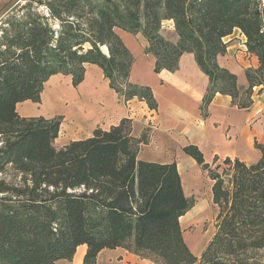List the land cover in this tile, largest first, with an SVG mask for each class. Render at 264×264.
<instances>
[{"label":"trees","instance_id":"1","mask_svg":"<svg viewBox=\"0 0 264 264\" xmlns=\"http://www.w3.org/2000/svg\"><path fill=\"white\" fill-rule=\"evenodd\" d=\"M24 1L0 25V264L71 261L81 245L83 264L116 248L154 264H264V144H256L258 162L226 158L222 174L196 146L183 148L213 182L218 210L215 233L197 258L180 224L195 199L184 196L175 163L137 159L148 136H132L130 119L58 148L60 117L16 111L19 103H40L53 75H70L76 87L86 64L97 65L125 101L136 97L156 109L149 87L129 83L133 57L116 29L142 35L155 73L175 71L182 54H193L209 80L203 108L221 94L247 109L253 89L264 92V0ZM166 21L175 42L161 34ZM235 29L258 60L245 69L246 87L217 62Z\"/></svg>","mask_w":264,"mask_h":264},{"label":"crops","instance_id":"2","mask_svg":"<svg viewBox=\"0 0 264 264\" xmlns=\"http://www.w3.org/2000/svg\"><path fill=\"white\" fill-rule=\"evenodd\" d=\"M166 23L174 34L172 22ZM115 32L133 57L129 83L149 87L156 109H150L145 101L136 97L125 101L110 88L97 65L86 64L83 80L76 87L72 85L70 75H53L44 83L40 103L25 101L17 105L16 111L20 117H60V130L54 141L58 148L70 141L91 137L97 128L109 130L122 119H130L132 136L140 138L143 133L148 136V142L141 145L137 159L159 164L175 163L184 196L197 200L180 218L183 222L196 206H200L198 197L204 194V180L207 178L212 182L207 172L202 171L183 148L196 146L204 162L210 166H216L226 158L247 165L258 162L261 152L256 144H264V92L258 93L259 87L254 88L252 104L247 109L236 107L230 96L221 94H216L203 108L209 80L197 66L193 54H182L175 71L155 73V57L144 53L147 43L142 35H132L120 29ZM176 40L175 35L174 42ZM245 41L241 32L235 29L225 38L226 53L217 58L220 67L236 75L240 87L248 84L245 69L258 67L257 58L247 54ZM200 207L199 212L202 211ZM205 219L202 214L196 222ZM85 253L86 246L81 245L71 261L60 260L56 264H83ZM95 264L154 263L116 248L100 251Z\"/></svg>","mask_w":264,"mask_h":264},{"label":"rangeland","instance_id":"3","mask_svg":"<svg viewBox=\"0 0 264 264\" xmlns=\"http://www.w3.org/2000/svg\"><path fill=\"white\" fill-rule=\"evenodd\" d=\"M19 2L24 3L25 1L24 0H0V25H1L2 20L4 21L6 14L8 13V9L11 8L12 6H15ZM40 10H42V12H46V10L43 8ZM161 34L167 40L174 42L175 35L170 30H168L166 22L163 23ZM222 162L223 161L219 162L218 164L221 166V168L218 170V172L221 174L223 173V169L227 168V166H224ZM211 168L214 169L215 166L213 165L211 166ZM5 177L7 180H11L12 172L7 171L5 174ZM223 177L225 179L227 178V176H223ZM206 179L204 180V185H203L204 194L202 193L201 198L198 197L200 200L199 204L200 206H202V211L199 212L201 207L196 206L193 212L191 213V215H189L185 219V221L183 220V222H180L181 228L183 230V235H186L188 233H194L196 231H198L199 233L201 232V235L203 238L200 242V245L196 249L194 248V250L191 251L197 258H199L201 252L204 250L208 242L212 239L215 233V230H216L215 218H216L218 210L215 206H213L211 202V184L213 182H209ZM200 193H201V190H200ZM207 200H208V203L206 204L205 201ZM195 201L197 200L195 199ZM202 214L203 216H205L206 219L203 222H196V220L200 218ZM192 247L193 245L191 243V248Z\"/></svg>","mask_w":264,"mask_h":264},{"label":"bare ground","instance_id":"4","mask_svg":"<svg viewBox=\"0 0 264 264\" xmlns=\"http://www.w3.org/2000/svg\"><path fill=\"white\" fill-rule=\"evenodd\" d=\"M192 186H194V185H192ZM202 238L203 237L201 235V232L199 233L198 231H196L194 233H188L186 235H183V240L191 251L194 250V248L196 249L200 245ZM191 243L193 245L192 248H191Z\"/></svg>","mask_w":264,"mask_h":264}]
</instances>
